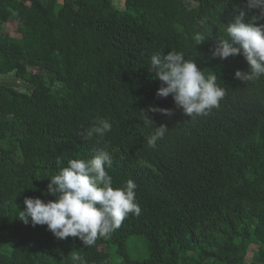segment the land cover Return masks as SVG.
Masks as SVG:
<instances>
[{
  "label": "trees",
  "instance_id": "1",
  "mask_svg": "<svg viewBox=\"0 0 264 264\" xmlns=\"http://www.w3.org/2000/svg\"><path fill=\"white\" fill-rule=\"evenodd\" d=\"M246 3L124 0L119 10L114 0H0V77L31 88L0 84V264H247L251 246V264H264V76L241 82L235 72L250 70L242 55L212 58L237 7L246 22L259 16ZM205 28L212 34L197 45ZM173 50L225 89L209 115L191 119L171 95L156 96L164 85L151 57ZM100 119L111 130L86 139ZM161 124L168 131L151 148ZM105 145L112 186L136 183L139 215L88 247L19 220L25 198L55 199L47 184L68 159Z\"/></svg>",
  "mask_w": 264,
  "mask_h": 264
},
{
  "label": "clouds",
  "instance_id": "2",
  "mask_svg": "<svg viewBox=\"0 0 264 264\" xmlns=\"http://www.w3.org/2000/svg\"><path fill=\"white\" fill-rule=\"evenodd\" d=\"M246 8L258 10L259 16H252L246 22L245 10L237 7L226 27L227 38L215 39L212 50L213 59L244 57L250 70H237L234 77L241 82L264 76V23L258 22L264 19V0H247ZM211 34V30L205 28L204 32L195 33L193 39L200 45ZM149 71L164 85L157 90L156 96L171 95L176 106L191 119L209 115L226 95L225 89L217 84L216 74L206 76L198 69L196 61L185 59L182 52L155 53ZM148 111L165 117L172 114L158 107H150ZM144 123L153 126L145 112ZM111 127L107 119H100L87 130L85 138H103ZM153 128V134L147 139L151 148L156 147L157 141L168 131L165 124ZM61 163L58 159L57 164ZM111 167L107 145L90 159H68L67 166L61 167L47 184V194L55 199L45 202L39 198H25L19 220L26 225L30 220L33 227L46 225L57 239L76 237L86 247L94 245L98 236H107L118 229L129 213L139 215L141 212L136 202V183L129 179L122 187L113 188L112 177L106 170Z\"/></svg>",
  "mask_w": 264,
  "mask_h": 264
},
{
  "label": "rangeland",
  "instance_id": "3",
  "mask_svg": "<svg viewBox=\"0 0 264 264\" xmlns=\"http://www.w3.org/2000/svg\"><path fill=\"white\" fill-rule=\"evenodd\" d=\"M123 4H124V0H114V6H115V8H117L119 10L123 9ZM59 5H60V2H59ZM13 29H14V27H12L10 25H6L3 28L1 27V32L5 35H13V33H14ZM0 84L3 86H6V87H12L21 93L30 94V92H31L30 87H28L22 81H17L12 75L0 77ZM129 250H131V253L134 256H139L137 248L134 247L133 249H131V247H129ZM249 250H250L249 256L246 258L247 264H251V251H255L256 248L254 246H251Z\"/></svg>",
  "mask_w": 264,
  "mask_h": 264
}]
</instances>
